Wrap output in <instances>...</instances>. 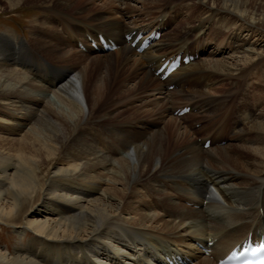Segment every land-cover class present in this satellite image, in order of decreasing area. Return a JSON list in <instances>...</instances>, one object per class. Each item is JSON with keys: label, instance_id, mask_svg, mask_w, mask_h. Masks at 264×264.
Returning <instances> with one entry per match:
<instances>
[{"label": "bare ground", "instance_id": "1", "mask_svg": "<svg viewBox=\"0 0 264 264\" xmlns=\"http://www.w3.org/2000/svg\"><path fill=\"white\" fill-rule=\"evenodd\" d=\"M7 1L9 9H17L39 0ZM52 1L62 32L58 45L40 38L49 29L40 24L30 41L13 35L3 41L11 42V48L0 57V108L12 119L0 120V125L25 132L15 148H4L7 140L0 136V216L13 222L26 205L37 199L38 204L25 220L26 246L12 254L0 252V259L10 264H163V257L178 253L191 258V264H217L250 232L264 234V113L243 111L242 123L235 122L231 132L224 124L187 126L186 116L174 114L190 106L199 115L214 101L223 104L226 97L215 94L224 87L215 86L217 76H241L260 57L264 0H195L180 19H191L195 6L202 7L204 16L191 28L197 40L208 33L213 19L227 33L165 80L154 72L161 58L169 56L164 51L169 42L155 41L132 58L135 48L125 34L161 30L164 16L174 9L169 0H132L139 5ZM163 1L166 5L160 6ZM153 7H159L161 20L126 23ZM97 32L115 39L119 48L103 54L94 53L90 43L86 53L73 48L71 42L80 37L87 42L86 35ZM35 49L60 64L76 54L82 65H56ZM186 49L178 47L172 56ZM224 49L231 54L222 55ZM52 68L58 74L49 79L45 73ZM119 77L115 89L130 94L129 100L101 107ZM168 85L174 88L168 90ZM150 101L153 121H111L130 102ZM91 120L97 126L93 133L92 125L86 128ZM23 121L31 125L25 128ZM206 139H211L208 148ZM10 190L12 200L6 197ZM21 195L29 197L18 200Z\"/></svg>", "mask_w": 264, "mask_h": 264}, {"label": "rangeland", "instance_id": "2", "mask_svg": "<svg viewBox=\"0 0 264 264\" xmlns=\"http://www.w3.org/2000/svg\"><path fill=\"white\" fill-rule=\"evenodd\" d=\"M164 1L168 3V0H164ZM164 1L163 3H159V5L164 4ZM82 2L85 3L86 0H82ZM125 2L128 4H138V3L132 2V0H125ZM194 4H196L195 0H169V5H173L174 9L171 11L169 10V12L164 16L163 18L164 22L161 28L162 31H165L166 29L168 31L167 32L165 31L163 35H161L159 40H157L158 43L169 42V49L166 48L164 50V51H167L169 55L174 54L175 49H177L178 47L182 48L184 45H186L187 47L186 50L192 49L193 50L192 54L194 53L197 54L198 55L197 59H200V57L204 56L207 53V51H209V49L211 50V48L213 47L212 46L213 42L220 40V38L225 36L224 34L227 33L225 29L222 28L221 30L216 24L217 20L213 19L212 22L215 26L212 24L211 28L207 30L208 33H206L204 37L202 36L200 40L198 41L196 34L191 32V28L192 26H194L195 24L199 22L197 20H199L201 17L204 16V13H203L204 10L202 9V7L200 5L195 6L196 10L194 12V16H192L191 19L189 20L180 19L181 16L186 12L188 7L194 6ZM165 5L166 4L162 6H165ZM158 8L153 7L149 10H146L143 12L141 11L139 15H136L129 19L127 18L129 21L127 19L125 21L129 26H132V25H139V24L142 25L152 20H155V21L161 20L162 16L160 17V11H158ZM56 9H58L57 4L52 0L50 1V3L49 1H43V0H39L35 3L34 2L31 3V1H28L24 3L23 6L18 7L17 9L16 8L9 9L8 1L0 0V34L5 33V35H7L6 39L0 36V54L2 53L0 57H3L2 55H3L4 50L5 52L6 51L9 52L11 48V42H8V44H4L3 43L4 40H7L8 37L11 40L10 37L11 35H13L12 37H15L19 40L27 39V41H30L32 37V32H34L35 30L34 27L39 26V24L44 25L42 26V29L45 31L48 28L50 29V27H52V30L54 29L53 31H48L49 30L48 29L46 33L40 36V38L44 40L45 42L48 41L47 43H50L53 46L58 45V42L60 41L59 35L62 34V32H61L60 21L56 20L55 18L56 16H54L53 14ZM62 14H65V13H62ZM37 19H40L41 22L37 21ZM49 19L51 20V24L47 22ZM263 39H264V35H263ZM74 43L75 42H71L72 45H74ZM186 43H188V45ZM73 48L78 49L77 46ZM203 48L207 51H202L204 50ZM35 50L39 54H41L44 59L52 61V62L54 61L50 57H48V55H46L44 52H41L40 50H37V49ZM257 51L260 52L259 54L260 57L254 58L249 64H247V66L244 67L245 73L243 75L236 76V77L235 76L234 77L219 76V78L217 76V80H218L217 82H220V83H214L215 86L218 84H223L224 87L218 89V92H215V94L224 95V97H226L225 101H223V104L221 105L220 104L221 102L214 101L211 103L212 108L208 107L207 110H201V113L199 115L193 116V114H195V111L192 114L190 113L186 114V119H184L185 125L187 126L194 125L193 127L198 128L199 124L201 123V126H202V127L200 126L201 128H205L208 125H210L209 127L211 129L217 124H224L223 125L224 129L227 132H231L233 130L235 122H239V125L240 123H242L240 117L243 116L242 114L243 111L247 110V112H249L253 116L257 115L258 112L264 113V107H263L264 106V40L262 41L261 45L257 47ZM132 54H131L132 58H137L140 55V53L137 54L136 51L135 53H132ZM227 54L229 55L231 53H229V50L224 49L222 55H227ZM54 64L63 65L66 67L77 66L79 64L82 65V60L79 59V57L76 54H73L71 57V60L65 62V64H60L59 62H55ZM51 70L52 71L49 72L50 74L48 73L49 77L52 74L56 75L58 73V71H55L54 69H51ZM31 76L33 79H36V80L38 79L37 81H39V83H43V80H40L38 77H36V75H31ZM120 79L121 77L114 79L115 81L114 87L108 90L107 92L108 95L107 94L105 95V98H109L110 100L103 101V103L100 104L101 107H105L106 103L107 105L109 104L114 105V103L117 104L119 102H124L126 99L129 100L128 98L130 97L129 96L130 94H128L127 92H124L123 89L122 90L115 89L116 84H120ZM138 103L139 102H130L126 107H123V108L121 107L120 109L121 113L117 115L114 119H112L111 121H114L115 119L120 120V121L128 120V119H131V121L135 119H147V120L150 119L153 121V117L155 118V116H153L152 115L153 112L150 111L152 107L154 106L153 103L151 101L147 102L145 105H141ZM31 104L32 103L30 102V105ZM246 106H247V109H244L246 108ZM5 111L6 110H3L2 108H0V120L6 119L5 121L6 123H8V120L9 119L11 120L12 117H8L9 114L5 113ZM226 115H228L229 118L227 119L225 118L226 119L225 120L223 117ZM212 117H215V120L213 119L211 120ZM187 118L189 119V121L187 120ZM94 119L95 118H93L92 120ZM92 120L86 122L88 123L86 125V128H89L91 125L93 126V127H90L92 132L89 130L91 133H93V131H95L97 128L96 125L95 126L93 125L94 121ZM202 120H204V122ZM245 122H248V121H245ZM85 124H83L82 126L85 127ZM23 125L26 128V127H29L31 123L29 121H23ZM24 132L25 131L23 130L18 131V130L11 129L10 124L0 125V136L5 137L7 140L4 145V148L5 147L7 148L8 146L15 148L16 146H18L17 141H19L20 139L23 140ZM196 136L197 135H195L194 137ZM215 136H217V134L214 133V137ZM30 138L31 137H27L25 141L28 142ZM234 142L236 143H232L233 145L237 144V140H235ZM48 176L49 174L47 173L45 178H47ZM6 188H8V186H6ZM10 191L11 192L6 197L12 200L15 198L13 194L14 191L13 190H10ZM28 197H29L28 195H24V196L21 195V197H19L18 200L21 199L23 201L24 199H27ZM37 201L38 199L34 202L35 205L38 204ZM188 203L189 201H186V205L190 206V204ZM35 205H32V206L26 205L24 212L22 211V213H19V215H17V218L14 219L13 222L11 221L9 222L6 220V218H4L3 216L2 217L0 216V252H8V253L10 252V254H12L17 248H24L26 246V244L28 243L27 238L29 234L25 236L23 228L26 226L25 220L32 217V211H34ZM20 232H23L22 233L24 234L23 237L19 235ZM0 264H10V263H8L6 260L0 259Z\"/></svg>", "mask_w": 264, "mask_h": 264}]
</instances>
